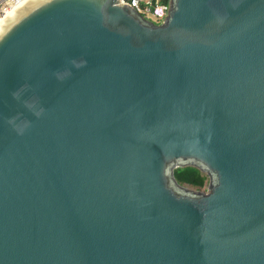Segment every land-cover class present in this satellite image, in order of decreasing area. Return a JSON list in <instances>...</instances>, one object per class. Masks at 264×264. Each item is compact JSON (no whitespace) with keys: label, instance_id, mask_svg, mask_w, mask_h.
<instances>
[{"label":"water","instance_id":"water-1","mask_svg":"<svg viewBox=\"0 0 264 264\" xmlns=\"http://www.w3.org/2000/svg\"><path fill=\"white\" fill-rule=\"evenodd\" d=\"M0 264H264V0H172L163 24L122 0L13 11Z\"/></svg>","mask_w":264,"mask_h":264},{"label":"built area","instance_id":"built-area-1","mask_svg":"<svg viewBox=\"0 0 264 264\" xmlns=\"http://www.w3.org/2000/svg\"><path fill=\"white\" fill-rule=\"evenodd\" d=\"M28 0H0V18L12 7L22 5ZM172 0H122L124 4H131L146 19L153 17V23L163 24L171 8Z\"/></svg>","mask_w":264,"mask_h":264},{"label":"trees","instance_id":"trees-1","mask_svg":"<svg viewBox=\"0 0 264 264\" xmlns=\"http://www.w3.org/2000/svg\"><path fill=\"white\" fill-rule=\"evenodd\" d=\"M205 175L201 170L193 166L181 167L175 170V176L179 182H188L192 184L202 183L200 176Z\"/></svg>","mask_w":264,"mask_h":264},{"label":"rangeland","instance_id":"rangeland-1","mask_svg":"<svg viewBox=\"0 0 264 264\" xmlns=\"http://www.w3.org/2000/svg\"><path fill=\"white\" fill-rule=\"evenodd\" d=\"M150 21H153V17H151ZM204 174L205 175L200 176L201 178L203 177L202 183H199V184H192V183H188V182H179V183L188 189L205 192L208 190L209 183H210V177L208 174H206V173H204Z\"/></svg>","mask_w":264,"mask_h":264},{"label":"bare ground","instance_id":"bare-ground-1","mask_svg":"<svg viewBox=\"0 0 264 264\" xmlns=\"http://www.w3.org/2000/svg\"><path fill=\"white\" fill-rule=\"evenodd\" d=\"M30 0L24 2L22 5H17L15 7H12L9 11H7L0 19V25L4 23L13 13V11L19 10L26 6Z\"/></svg>","mask_w":264,"mask_h":264}]
</instances>
